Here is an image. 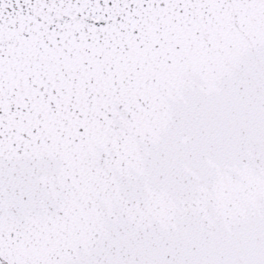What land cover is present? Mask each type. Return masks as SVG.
Segmentation results:
<instances>
[{
  "label": "snow or ice",
  "instance_id": "6c2138e0",
  "mask_svg": "<svg viewBox=\"0 0 264 264\" xmlns=\"http://www.w3.org/2000/svg\"><path fill=\"white\" fill-rule=\"evenodd\" d=\"M0 264H264V0H0Z\"/></svg>",
  "mask_w": 264,
  "mask_h": 264
}]
</instances>
